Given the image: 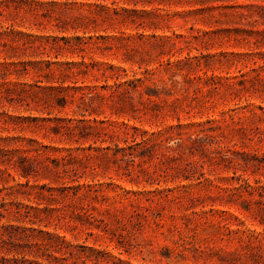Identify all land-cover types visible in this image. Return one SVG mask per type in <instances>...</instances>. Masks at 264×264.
Wrapping results in <instances>:
<instances>
[{
	"label": "rangeland",
	"instance_id": "1",
	"mask_svg": "<svg viewBox=\"0 0 264 264\" xmlns=\"http://www.w3.org/2000/svg\"><path fill=\"white\" fill-rule=\"evenodd\" d=\"M0 61V264H264V0H0Z\"/></svg>",
	"mask_w": 264,
	"mask_h": 264
},
{
	"label": "trees",
	"instance_id": "2",
	"mask_svg": "<svg viewBox=\"0 0 264 264\" xmlns=\"http://www.w3.org/2000/svg\"><path fill=\"white\" fill-rule=\"evenodd\" d=\"M11 64H16V62H13V61H6V62H1L0 61V65H4V66H8L11 65ZM5 259V258H4Z\"/></svg>",
	"mask_w": 264,
	"mask_h": 264
}]
</instances>
